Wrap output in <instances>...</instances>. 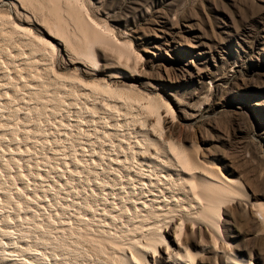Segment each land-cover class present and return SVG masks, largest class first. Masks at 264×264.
Segmentation results:
<instances>
[{"label":"rangeland","instance_id":"374dc122","mask_svg":"<svg viewBox=\"0 0 264 264\" xmlns=\"http://www.w3.org/2000/svg\"><path fill=\"white\" fill-rule=\"evenodd\" d=\"M0 128L5 250L264 264V0H0Z\"/></svg>","mask_w":264,"mask_h":264},{"label":"bare ground","instance_id":"6f19581e","mask_svg":"<svg viewBox=\"0 0 264 264\" xmlns=\"http://www.w3.org/2000/svg\"><path fill=\"white\" fill-rule=\"evenodd\" d=\"M13 27H15V25L13 26ZM16 27H20V25L18 26V25H16ZM22 28V27H21ZM25 28V27H24ZM15 29V28H14ZM17 29V28H16ZM20 29V28H19ZM23 29V28H22ZM25 30V29H24ZM31 33V32H30ZM198 45V44H197ZM53 46V45H52ZM196 47V46H195ZM111 74V73H110ZM59 75V74H58ZM130 75H132V74H130ZM109 77H110V75H108ZM6 77V76H5ZM51 79V78H50ZM71 79V78H70ZM72 81V80H71ZM61 82V81H60ZM84 82V81H83ZM142 83V82H141ZM4 84V83H3ZM79 84H81V83H79ZM89 84V83H88ZM89 86V85H88ZM91 86V85H90ZM82 87H85V84H83V86ZM102 87V86H101ZM104 88H107L108 89V87H105V86H103ZM32 88V87H31ZM42 88V87H41ZM13 89V88H12ZM82 89V88H81ZM88 89V88H87ZM91 89V88H90ZM109 89H112V88H109ZM104 90V89H103ZM113 90V89H112ZM96 91V90H95ZM110 91V90H109ZM117 91V90H116ZM115 91V92H116ZM81 92V91H80ZM111 93V92H110ZM5 94V93H4ZM52 95V94H51ZM48 100V99H47ZM52 109V108H51ZM49 110V109H48ZM67 111V110H66ZM97 115V114H96ZM101 116V115H100ZM158 116V115H157ZM6 118V117H5ZM21 124V123H20ZM18 128V127H17ZM1 129V128H0ZM30 129V128H29ZM34 130V129H33ZM28 132V131H27ZM142 134V133H141ZM146 134V133H145ZM141 138V137H140ZM147 138V137H146ZM129 141H130V139H129ZM172 145V144H171ZM127 146V145H126ZM169 147V146H168ZM1 149V148H0ZM148 149V148H147ZM146 151V150H145ZM111 153V152H110ZM175 153V152H174ZM8 154V153H7ZM13 154V153H12ZM153 155V154H152ZM180 157V156H179ZM50 158V157H49ZM54 158V157H53ZM9 160V159H8ZM127 160V159H126ZM146 160V159H145ZM165 161V160H164ZM10 162H11V160H10ZM61 162V161H60ZM3 163H5V162H3ZM3 163H1V164H3ZM13 163V162H12ZM80 163V162H79ZM11 164V163H10ZM152 164H154V163H152ZM180 164H181V161H180ZM8 166H9V164H8ZM157 166V165H156ZM173 166V165H172ZM163 167V166H162ZM146 169V168H145ZM2 170H4V169H2ZM12 170V169H11ZM73 170V169H72ZM132 170V169H131ZM18 171V170H17ZM197 171V170H196ZM63 173V172H62ZM133 173V172H132ZM177 175V174H176ZM194 175V174H193ZM178 176V175H177ZM188 176H190V175H188ZM20 177V176H19ZM60 177V176H59ZM131 177V176H130ZM14 178V177H13ZM15 179V178H14ZM23 180V179H22ZM21 180V181H22ZM89 180V179H88ZM39 182V181H38ZM97 183V182H96ZM185 183V182H184ZM18 184V183H17ZM119 184V183H118ZM22 185V184H21ZM101 185V184H100ZM104 185V184H103ZM105 186H106V184H105ZM145 186V185H144ZM28 187V186H27ZM142 187V186H141ZM146 187V186H145ZM85 188V187H84ZM96 188V187H95ZM25 189V188H24ZM182 189V188H181ZM22 190V189H21ZM134 190V189H133ZM132 190V191H133ZM167 190V189H166ZM186 190V189H185ZM99 191V190H98ZM125 191V190H124ZM135 191V190H134ZM133 191V192H134ZM140 191H142V190H140ZM187 191V190H186ZM132 192V193H133ZM179 192V191H178ZM96 193V192H95ZM140 193V192H139ZM70 194V193H69ZM112 194V193H111ZM169 194V193H168ZM97 195V194H96ZM130 195V194H129ZM136 195V194H135ZM99 196V195H98ZM100 196H102V195H100ZM99 196V197H100ZM124 196H126V195H124ZM142 196V195H141ZM147 196V195H146ZM155 197V196H154ZM105 198V197H104ZM139 198V197H138ZM188 198V197H187ZM4 199V198H3ZM106 199V198H105ZM115 199H117L116 197H115ZM120 199V198H119ZM144 199V198H143ZM100 200H101V198H100ZM122 200V199H121ZM120 200V201H121ZM48 201V200H47ZM155 201V200H154ZM93 202V201H92ZM102 202H103V198H102ZM106 202V201H105ZM124 202V201H123ZM133 202V201H132ZM139 202V201H138ZM190 202V201H189ZM115 203V202H114ZM119 203V201L117 202V203H115V204H117V206L119 205L118 204ZM142 203H144V202H142ZM149 203V202H148ZM155 203V202H154ZM122 205L124 204V203H121ZM120 204V205H121ZM151 204V203H150ZM164 204V203H163ZM189 204V203H188ZM9 205V204H8ZM105 205H107V203H105ZM111 205V204H110ZM125 205V204H124ZM133 205V204H132ZM28 206H30V205H28ZM113 206V205H112ZM139 206H141V205H139ZM144 206V205H143ZM46 207V206H45ZM85 207V206H84ZM101 207V206H100ZM107 207H108V205H107ZM111 207V206H110ZM116 207V206H115ZM115 207L113 206V208L115 209ZM119 207V206H118ZM124 207V206H123ZM122 207V208H123ZM109 208V207H108ZM173 208V207H172ZM175 208V207H174ZM179 208V207H178ZM202 208V207H201ZM110 210H111V208H109ZM117 209V208H116ZM160 209V208H159ZM162 209V208H161ZM180 209V208H179ZM8 210V209H7ZM34 210V209H33ZM106 210V209H105ZM175 210V209H174ZM1 211V210H0ZM24 211V210H23ZM30 211V210H29ZM32 211V210H31ZM36 211V210H35ZM107 211H108V209H107ZM113 211V210H112ZM112 211H109V212H111L112 213ZM121 211V210H120ZM133 211H134V209H133ZM153 211V210H152ZM3 212V211H2ZM74 212V211H73ZM80 212V211H79ZM117 212H118V210H117ZM156 212V211H155ZM40 213V212H39ZM121 213V212H120ZM119 213V214H120ZM38 214V213H37ZM41 214V213H40ZM52 214V213H51ZM113 214V213H112ZM117 214V213H116ZM115 214V215H116ZM133 214V213H132ZM135 214V213H134ZM172 214V213H171ZM104 215V214H103ZM140 215V214H139ZM1 216V215H0ZM90 216V215H89ZM120 216H122V214H120L119 215V217ZM169 216V215H168ZM178 216V215H177ZM27 217V216H26ZM50 217V216H49ZM114 217H116V216H114ZM113 217V218H114ZM119 217H117L118 218V220H120L119 219ZM123 217V216H122ZM146 217V216H145ZM155 217V216H154ZM3 218H5L4 217V215H3ZM149 218V217H148ZM161 219V218H160ZM4 220V219H3ZM7 220V219H6ZM50 220H53V219H50ZM121 220H122V218H121ZM124 220V219H123ZM126 220V219H125ZM124 220V221H125ZM141 220V219H140ZM114 221H116V220H114ZM112 222V223H115V222ZM135 221V220H134ZM121 222V221H120ZM132 222V221H131ZM130 222V223H131ZM164 222V221H163ZM54 223H55V221H54ZM94 223V222H93ZM147 223V222H146ZM155 223V222H154ZM171 223V222H170ZM129 224V223H128ZM156 224V223H155ZM158 224V223H157ZM179 224L180 225H182V226H184V222L183 221H181V222H179ZM8 225V224H7ZM34 225V224H33ZM37 225V224H36ZM49 225V224H48ZM51 225V224H50ZM101 225V224H100ZM179 225V226H180ZM124 226V225H123ZM127 226V225H126ZM130 226H131V224H130ZM130 226H128V227H130ZM135 227H136V225H134ZM141 226V225H140ZM178 226V225H177ZM8 227V226H7ZM35 227V226H34ZM42 227V226H41ZM59 227V226H58ZM57 227V228H58ZM64 227V226H63ZM66 227V226H65ZM89 227V226H88ZM132 227H133V225H132ZM134 227V228H135ZM153 227V226H152ZM1 228V227H0ZM13 228V227H12ZM28 228V227H27ZM31 228V227H30ZM60 228V227H59ZM106 228V227H105ZM131 228V227H130ZM129 228V229H130ZM134 228H131V230L133 229V231H135L136 230V228H135V230H134ZM2 229H4V225H3V228ZM6 229V228H5ZM33 229V228H32ZM64 229V228H63ZM78 229V228H77ZM103 229V228H102ZM118 229H120V228H118ZM124 229V228H123ZM139 229V228H138ZM154 229V228H153ZM153 229H151L152 231H154ZM12 230H14V229H12ZM36 230V229H35ZM39 230V229H38ZM52 230V229H51ZM50 230V231H51ZM127 230H128V228H127ZM126 230V232L125 233H127L128 232V234L129 233H131L132 231H127ZM147 230V229H146ZM176 230V229H175ZM174 230V231H175ZM9 231H11V230H9ZM84 231V230H83ZM88 231V230H87ZM123 231V230H122ZM151 231V233H148V235H150V236H147L146 238V240H143L142 241V239L140 240V241H138V240H136V239H138V238H134L133 240H136V241H138V242H134L133 240V242L131 241V244L129 243V242H127L128 243V245L130 244L131 245V252H130V257L129 256H127V255H125V256H127V258H126V260H127V263L128 264H145V262L144 261H146L147 262V254H148V250L150 251V249L152 248V247H154V249H157V252H158V254H159V256H160V261H161V264H171V261L173 260V258L176 256V253H177V250H182V247H184V246H182V242H181V239L180 238H178V236L175 234V236L173 237L171 234H168V236L167 235H163L162 233L159 235V234H154V232H152ZM155 231H157V230H155ZM4 232V231H3ZM8 232V231H7ZM12 232V231H11ZM11 232L9 233L10 234V236L12 235L11 234ZM35 232V231H34ZM42 232V231H41ZM69 232V231H68ZM2 233V232H1ZM8 233H3L5 236L8 234ZM15 233V232H14ZM20 233H21V231H20ZM31 233V232H30ZM39 233V232H38ZM37 233V234H38ZM88 233V232H87ZM123 233V232H122ZM134 233L135 232H133V235L132 236H134ZM159 233V232H158ZM17 234V233H16ZM29 234V233H28ZM52 234V233H51ZM69 234V233H68ZM94 234V233H93ZM138 234H142L141 232L140 233H138ZM178 234V233H177ZM1 235V234H0ZM3 235V236H4ZM17 235H19V234H17ZM45 235V234H44ZM179 235V234H178ZM12 236H15L16 237V235H12ZM49 236V235H48ZM53 236H55V235H53ZM132 236H131V238H132ZM144 237H145V235H143ZM46 237V236H45ZM79 237V236H78ZM84 237V236H83ZM102 237V236H101ZM141 237V236H140ZM143 237V238H144ZM170 239H169V238ZM8 238V237H7ZM9 238H11V237H9ZM26 238V237H25ZM29 238V237H28ZM31 238H32V236H31ZM40 238V237H39ZM47 238V237H46ZM66 238V237H65ZM77 238V237H76ZM126 238V237H125ZM127 238H130V236L129 237H127ZM142 238V237H141ZM1 239V238H0ZM17 239V238H16ZM19 239H20V236H19ZM18 239V240H19ZM22 239H23V237H22ZM51 239V238H50ZM117 239V238H116ZM1 240H3V238L1 239ZM12 240H13V238H12ZM43 240H44V238H43ZM128 240H130V239H128ZM5 241V240H4ZM11 241V240H10ZM10 241H9V243H10ZM15 241V240H14ZM39 241V240H38ZM37 241V242H38ZM42 241V240H41ZM49 241V240H48ZM72 241V240H71ZM81 241V240H80ZM13 242V241H12ZM17 242V241H16ZM21 242H23L22 240H21ZM20 242V243H21ZM45 242V241H44ZM50 242H52V241H50ZM105 242V241H104ZM172 242V243H171ZM56 243V242H55ZM54 243V244H55ZM108 243V242H107ZM4 244V242H2V241H0V264H35V263H33L32 261L31 262H29V261H27V259L26 258H24L23 259V257L21 258L18 254H16V252H14V251H12L11 249H10V251H7V250H5L6 248L5 247H7V248H9L8 246H5V245H7L8 244V242L5 244V245H3ZM14 244H16V243H14ZM18 244V243H17ZM48 244V243H47ZM1 245H3V246H5L4 248H3V246L1 247ZM18 245H20V244H18ZM18 245H17V247H18ZM53 245V244H52ZM57 245V244H56ZM62 245V244H61ZM15 247H16V245H14ZM22 246V245H21ZM20 246V247H21ZM44 246V245H43ZM42 246V247H43ZM46 246V245H45ZM48 246V245H47ZM99 246V245H98ZM12 247H13V244H12ZM19 247V248H20ZM22 247H24V246H22ZM28 247H30V246H28ZM53 247V246H52ZM115 247V246H114ZM128 247V246H127ZM14 248V247H13ZM48 248V247H47ZM58 248V247H57ZM60 248V247H59ZM63 248V247H62ZM85 248V247H84ZM20 249H22V248H20ZM24 249V248H23ZM33 249V248H32ZM46 249V248H45ZM44 249V250H45ZM24 250H26V249H24ZM28 250H31V248L29 249V248H27V251ZM52 250V249H51ZM51 250H49V251H51ZM59 250V249H58ZM129 250V249H128ZM34 251V250H33ZM46 251H47V249H46ZM65 251V250H64ZM68 251V250H67ZM18 252L19 253H21L22 254V252H20L19 251V249H18ZM24 252H26V251H24ZM23 252V253H24ZM37 252V251H36ZM35 251H34V253H36ZM58 252V251H57ZM71 252V251H70ZM76 252V251H75ZM113 252V251H112ZM27 253H29V251L27 252ZM50 253V252H49ZM152 253V252H151ZM79 254V253H78ZM81 254V253H80ZM30 255H32V252L30 253ZM29 255V256H30ZM37 255V254H36ZM35 255V256H36ZM38 255H39V253H38ZM60 255V254H59ZM62 255V254H61ZM87 255V254H86ZM21 256H23V255H21ZM48 256V255H47ZM63 256V255H62ZM113 256V255H112ZM43 257V256H42ZM55 258H56V256H54ZM70 257V256H69ZM178 257V256H177ZM181 257H183V256H181ZM30 258V257H29ZM38 258V257H37ZM64 258V257H63ZM78 258V257H77ZM96 258V257H95ZM26 259V260H25ZM33 259V258H32ZM36 258H34V260H35ZM58 259V258H57ZM76 259V258H75ZM182 261H184V259H182V258H180ZM186 259V258H185ZM187 259H188V257H187ZM31 260V259H30ZM66 260V259H65ZM125 260V259H124ZM37 261H39L38 263H40V260H38L37 259ZM64 261V260H63ZM188 261V260H187ZM193 261V260H192ZM67 262H69V261H67ZM186 262V261H185ZM48 263H50V262H48ZM47 263V264H48ZM64 263V262H63ZM69 263H71V262H69ZM73 263V262H72ZM183 263V262H182ZM189 263V262H188ZM188 263H184V264H188ZM45 264V263H44ZM51 264H52V262H51ZM55 264V263H54ZM57 264V263H56ZM59 264V263H58ZM61 264V263H60ZM66 264V263H65ZM80 264V263H79ZM148 264V263H147Z\"/></svg>","mask_w":264,"mask_h":264}]
</instances>
